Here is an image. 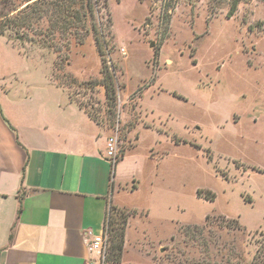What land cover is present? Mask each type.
<instances>
[{
    "label": "rangeland",
    "instance_id": "rangeland-1",
    "mask_svg": "<svg viewBox=\"0 0 264 264\" xmlns=\"http://www.w3.org/2000/svg\"><path fill=\"white\" fill-rule=\"evenodd\" d=\"M93 17L108 45L103 57L91 24L84 39L60 34L46 11L19 32L48 31L42 39L50 47L0 41V70L18 71L26 56L36 74L49 63L50 79L103 120L109 134L117 131L118 157L135 146L138 126L170 136H160L163 145L148 152L166 151L154 201L158 207L167 194L176 227L170 239L143 241L140 249L153 264H169L167 256L175 264L221 263L232 252L252 256L264 235V0H107ZM102 60L114 81L113 102L106 101ZM149 133L141 131L132 157L154 143L156 134ZM140 172V194H126L128 203L149 195V168ZM209 194L213 201L204 197ZM206 216L211 225L194 229ZM220 217L242 232L219 227ZM158 228L163 234L164 224Z\"/></svg>",
    "mask_w": 264,
    "mask_h": 264
},
{
    "label": "crops",
    "instance_id": "crops-1",
    "mask_svg": "<svg viewBox=\"0 0 264 264\" xmlns=\"http://www.w3.org/2000/svg\"><path fill=\"white\" fill-rule=\"evenodd\" d=\"M0 41L8 42L4 37ZM27 60L13 73L0 70V79L6 73L13 76L0 81V264H104L88 243L104 231L111 206L135 211L127 220L120 264H141V257L153 264L140 249L143 241L158 243L176 232L167 194L158 207L154 201L166 151L148 154L154 145H163L160 136L168 135L136 127L135 146L111 164L104 150L114 131L109 134L104 122L90 118L50 79L49 63L36 74L37 67L29 56ZM139 128L156 134L155 144L132 157L140 143ZM146 167L149 195L128 203L126 194H140L137 175Z\"/></svg>",
    "mask_w": 264,
    "mask_h": 264
},
{
    "label": "trees",
    "instance_id": "trees-1",
    "mask_svg": "<svg viewBox=\"0 0 264 264\" xmlns=\"http://www.w3.org/2000/svg\"><path fill=\"white\" fill-rule=\"evenodd\" d=\"M16 3L19 4V7L13 10V6H15ZM99 7L106 8L107 0H0V37H4L13 43L18 42V45L22 48H24L25 42H28L31 46L39 44V46L45 49L50 47V45H48L46 41L42 39V36L50 34L48 31L45 32L43 30L41 32L36 29L33 31L31 37H25V35L20 34L19 32L22 28H32V21L39 23L44 18V13L49 11V13L55 17L53 24L55 29H57V32L60 34L74 35L75 37L81 36L80 38L84 39V37L90 33V30H92L93 34L96 35V39L101 43H99L100 46L98 47V51L100 56L103 57L107 52H109L108 45L105 43V39L103 38L104 30L103 27H96V25L92 22V19L94 18L93 14L99 9ZM88 24H91L89 25L91 26L90 30L87 28ZM38 36L40 38H38ZM102 68V71L104 72L103 85L106 101L113 102L115 98L114 81L112 80L109 72L104 70L105 64L103 63V60ZM56 84L60 86L58 83ZM82 109H84V111L94 121L98 123L103 122V120L97 119L91 115L85 108ZM121 156L122 153L120 158ZM198 195L200 196V192H198ZM209 195L210 196L204 197L207 200L213 201L215 198L214 194ZM133 212L135 211H124L115 206H111L109 208L106 221V233L109 244L107 249L108 255L104 257V264L121 263L124 250V236L127 220L129 215H131ZM209 219V216H206L204 219V225L201 228L195 227V225H193L194 229H197L198 231L201 229H206L211 225ZM218 219L222 220V222L218 225L219 227L228 228L231 226L238 232H242V229L233 219H228L225 217H220ZM255 243L257 246L256 251L250 257L248 251H246L244 254H236L232 252L231 258L225 259L224 261L222 260L221 263L213 260L208 261L207 264H264V235L262 234L261 240H257ZM205 246L206 248L208 247L207 243ZM167 249L168 248L165 247L164 250ZM231 260H233V262H231ZM167 263L175 264V257L167 256ZM195 264L198 263L195 262Z\"/></svg>",
    "mask_w": 264,
    "mask_h": 264
},
{
    "label": "built area",
    "instance_id": "built-area-1",
    "mask_svg": "<svg viewBox=\"0 0 264 264\" xmlns=\"http://www.w3.org/2000/svg\"><path fill=\"white\" fill-rule=\"evenodd\" d=\"M118 153H119L118 135H117V131H114L113 135L107 138V141L105 143L104 157L111 164H114V162L118 158ZM107 243H108V236L106 233V225H105L104 231L98 235H94L92 239L89 241L88 249L90 252L98 253L101 256V258H103L106 252Z\"/></svg>",
    "mask_w": 264,
    "mask_h": 264
},
{
    "label": "water",
    "instance_id": "water-1",
    "mask_svg": "<svg viewBox=\"0 0 264 264\" xmlns=\"http://www.w3.org/2000/svg\"><path fill=\"white\" fill-rule=\"evenodd\" d=\"M151 46H152V44H151Z\"/></svg>",
    "mask_w": 264,
    "mask_h": 264
}]
</instances>
